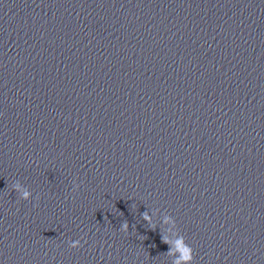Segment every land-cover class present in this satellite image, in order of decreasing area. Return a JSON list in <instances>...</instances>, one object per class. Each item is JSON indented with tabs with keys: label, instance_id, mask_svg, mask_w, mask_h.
Here are the masks:
<instances>
[{
	"label": "clouds",
	"instance_id": "1",
	"mask_svg": "<svg viewBox=\"0 0 264 264\" xmlns=\"http://www.w3.org/2000/svg\"><path fill=\"white\" fill-rule=\"evenodd\" d=\"M79 185H75L73 187V190L75 191L76 189H78ZM13 189L16 193L19 194V198L25 201L31 200L32 198V193L31 191L25 187L24 185H22L19 181L15 182L13 184ZM156 211L155 210L152 212V214H149L148 211H145L143 213H141V217L143 219V221H145L150 228H152L153 230H155L156 228V224L154 222L153 216L155 215ZM171 220L173 227H176V221L175 219L170 216V215H164V218L162 220L163 224H168L169 221ZM129 230V224L127 221H123L120 225V231L127 233ZM162 242L167 244L169 246V250L166 253L167 255H172V251H173V241L169 238L168 235L163 234L162 235ZM69 246L71 248H79L82 247V244L79 240L76 241H70L69 242ZM176 248L178 249V251L180 252V256L177 257L174 261L173 264H193L194 261V250L193 248L185 241V237L183 235H181L180 233L177 236L176 239Z\"/></svg>",
	"mask_w": 264,
	"mask_h": 264
}]
</instances>
